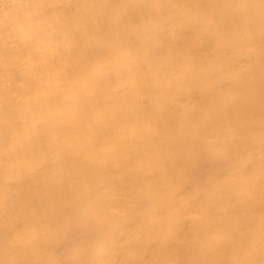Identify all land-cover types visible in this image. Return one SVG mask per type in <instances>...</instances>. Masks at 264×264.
I'll return each instance as SVG.
<instances>
[{
	"label": "bare ground",
	"instance_id": "1",
	"mask_svg": "<svg viewBox=\"0 0 264 264\" xmlns=\"http://www.w3.org/2000/svg\"><path fill=\"white\" fill-rule=\"evenodd\" d=\"M0 264H264V0H0Z\"/></svg>",
	"mask_w": 264,
	"mask_h": 264
}]
</instances>
